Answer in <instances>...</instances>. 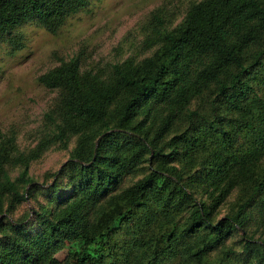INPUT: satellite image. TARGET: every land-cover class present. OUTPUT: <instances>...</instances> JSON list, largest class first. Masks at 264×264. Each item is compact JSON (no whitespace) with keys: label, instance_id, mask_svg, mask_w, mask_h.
Segmentation results:
<instances>
[{"label":"trees","instance_id":"trees-1","mask_svg":"<svg viewBox=\"0 0 264 264\" xmlns=\"http://www.w3.org/2000/svg\"><path fill=\"white\" fill-rule=\"evenodd\" d=\"M87 4L0 0V39L16 51V25L55 33ZM162 13L148 56L37 76L56 98L34 147L0 131V264H264V0H197L173 26ZM51 146L68 157L44 188L29 164Z\"/></svg>","mask_w":264,"mask_h":264},{"label":"rangeland","instance_id":"rangeland-1","mask_svg":"<svg viewBox=\"0 0 264 264\" xmlns=\"http://www.w3.org/2000/svg\"><path fill=\"white\" fill-rule=\"evenodd\" d=\"M194 1L197 0H88L87 6L67 17L55 33L30 19L16 25L12 32L20 36L21 48L12 52L5 36L0 39V131L12 134L20 151L34 147L48 130L43 114L56 98L54 90L37 82L39 74L60 59L76 55L81 69L92 70L128 57L139 60L148 56L151 48L144 47L143 39L150 13L160 8L165 23L173 26ZM71 146L72 142L68 149ZM67 150L51 146L32 161L29 174L34 181L45 188L67 159ZM16 172L12 171L11 176ZM48 193L37 192L34 199L43 201L40 195ZM35 200L23 202L13 217L25 214L35 206ZM64 255L65 248L55 253L60 260Z\"/></svg>","mask_w":264,"mask_h":264}]
</instances>
